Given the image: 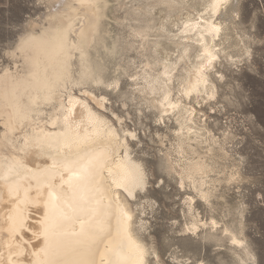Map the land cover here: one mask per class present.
Returning <instances> with one entry per match:
<instances>
[{
	"label": "bare ground",
	"instance_id": "obj_1",
	"mask_svg": "<svg viewBox=\"0 0 264 264\" xmlns=\"http://www.w3.org/2000/svg\"><path fill=\"white\" fill-rule=\"evenodd\" d=\"M234 1L155 0L151 6L164 5L176 13L201 7L197 14L187 12L182 21L175 20L177 33L172 36L165 24L157 28L150 23L149 7L132 9L138 22L133 36L155 54L146 58L145 68L132 82L160 119L174 116L179 124L175 151L181 160L173 161L169 150L161 160L169 173L180 177L181 185L190 180L208 204L211 193L203 185L212 168L211 156L202 150L206 139L196 126V115L205 113L185 100L210 99L217 93L225 41L230 47L235 42ZM107 6L108 0H52L43 19L46 25L30 29L17 42L14 54L21 68L0 70V79L9 82L0 91V264H149L150 249L138 232L142 227H135L131 203L148 185L144 164L132 151L137 133L119 129L103 112L107 98L90 90L101 84L117 89L121 80L107 78L108 61L99 53L104 49L111 56L119 49L116 41L107 42ZM44 33L63 35V47L56 44L46 62L30 66L23 55L32 46L29 37ZM239 42L237 55L250 53ZM81 49L86 54L83 63ZM237 55L229 52L231 58ZM68 56L67 74L58 79ZM115 116L122 125L123 119ZM195 203L189 196L192 216ZM242 226L239 223V230ZM198 229L197 222L189 228ZM225 230L243 247L239 232Z\"/></svg>",
	"mask_w": 264,
	"mask_h": 264
},
{
	"label": "rangeland",
	"instance_id": "obj_2",
	"mask_svg": "<svg viewBox=\"0 0 264 264\" xmlns=\"http://www.w3.org/2000/svg\"><path fill=\"white\" fill-rule=\"evenodd\" d=\"M51 1L0 0V70L21 68V59L14 54L17 42L30 29L39 31L46 25L43 19ZM154 1L108 0L104 18V27L109 30L107 42L111 45L116 41L119 49L111 56H106L104 49L99 53L108 61L107 78L121 80L117 89L106 84L90 89L107 98L108 109L103 112L119 129L124 126L137 133L138 140L131 141L132 151L144 164L148 185L131 203L135 227H142L138 232L150 249L149 264H264V0L234 1L235 42L230 47L225 41V53L217 67L223 74L217 80V93L210 99L185 100L194 103L198 113H205L203 117L196 115V126L206 139L202 150L211 156L212 168L203 185L211 193L209 204L200 199L190 180L183 186L177 174L165 169L167 150L173 161L181 160L175 151L179 124L174 116L160 119L159 111L132 82L145 68L146 58L155 56L150 45L143 46L133 36L132 27L138 22L133 19L132 9L149 7L150 23L157 28L165 24L172 36L177 33L175 20L182 21L187 12L195 15L201 7L182 10L180 15L164 5L151 6ZM239 41L250 53L237 55ZM230 51L237 56L231 58ZM74 92L82 94L78 87ZM115 114L123 119L122 125ZM2 131L0 122V135ZM189 196L196 200L195 216L188 211ZM193 220L198 230H189ZM213 220L217 225H212ZM225 227L239 232L243 247L233 243Z\"/></svg>",
	"mask_w": 264,
	"mask_h": 264
},
{
	"label": "clouds",
	"instance_id": "obj_3",
	"mask_svg": "<svg viewBox=\"0 0 264 264\" xmlns=\"http://www.w3.org/2000/svg\"><path fill=\"white\" fill-rule=\"evenodd\" d=\"M32 46L26 48L23 55L30 66L38 67L40 63L47 61L48 52L54 49L57 44V38L53 33H44L33 37ZM9 82L0 79V91L7 89Z\"/></svg>",
	"mask_w": 264,
	"mask_h": 264
},
{
	"label": "snow or ice",
	"instance_id": "obj_4",
	"mask_svg": "<svg viewBox=\"0 0 264 264\" xmlns=\"http://www.w3.org/2000/svg\"><path fill=\"white\" fill-rule=\"evenodd\" d=\"M34 38L33 37H29V41H32ZM57 40H58V43H57V47L58 48H61L63 47V42L65 40V37L63 35H59L57 37ZM80 51V60H81V63H83L85 60H86V54L84 53V51L81 49L79 50ZM71 60V57L68 56L67 59L65 60L64 62V72L61 74L60 77H58V79L60 78H63L66 74H67V65H68V62ZM90 79V77H89ZM81 81L80 80H77L76 83H80ZM68 118L65 117V120H67Z\"/></svg>",
	"mask_w": 264,
	"mask_h": 264
}]
</instances>
